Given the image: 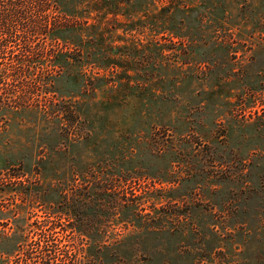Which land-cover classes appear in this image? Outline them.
Here are the masks:
<instances>
[{"label": "rangeland", "instance_id": "obj_1", "mask_svg": "<svg viewBox=\"0 0 264 264\" xmlns=\"http://www.w3.org/2000/svg\"><path fill=\"white\" fill-rule=\"evenodd\" d=\"M214 1L161 35L137 0H0V264H264V0ZM61 20L103 26L101 67L12 64Z\"/></svg>", "mask_w": 264, "mask_h": 264}, {"label": "trees", "instance_id": "obj_2", "mask_svg": "<svg viewBox=\"0 0 264 264\" xmlns=\"http://www.w3.org/2000/svg\"><path fill=\"white\" fill-rule=\"evenodd\" d=\"M66 1L69 2L72 0ZM208 1L210 2V0H137V21H139L141 26L148 25L146 28L154 34L163 35L165 32H169L172 27V35H181L179 34L180 27L185 19L186 21L188 19L189 21L194 20L196 23H199L200 20L205 22L216 20L218 14L211 11L202 12L200 14L201 18H197L198 6ZM220 1L221 0H216L212 3H218ZM102 2L114 7H127L131 3V0H93V3L96 5H101ZM242 2L245 3L247 0H242ZM218 6H222V4ZM193 11L196 12L195 17H193ZM229 14L231 16V13ZM229 14L223 16L229 18ZM176 16L179 17L178 20H176ZM255 18L257 20H264V14L260 15V13H257ZM13 27L12 23L6 20H0V32L4 33L5 38L8 39L13 36ZM27 27L29 32L33 34H45V36L51 38V40H56L58 42V47L52 49V53L49 55L50 58H48V60H46L44 54H40L37 59L28 58L31 57L35 51H39L40 53H43V51L45 52V43L40 46L36 45L34 42L26 44L23 50L27 58L12 59V64L25 66L28 72H31L30 69L34 66L42 68L43 65L48 63L47 61H49L53 67H60V69H62L64 66L73 65L74 60L81 58L101 67L100 65H102V62L106 59L102 50L104 41L103 26L100 24L89 23L87 21L69 22L61 20L49 22L47 24L34 23L27 25ZM92 35H94L95 38H92ZM4 50L11 52L13 56L16 55L14 53V46L11 43H5L0 46V52ZM42 56H44V58ZM137 63L139 67L140 64H142L140 60H138ZM40 79L45 83L51 80L50 78L48 79V76H43ZM41 257L43 260L41 264H50L54 255L51 249L43 248ZM31 260L32 257L28 256L26 264H32ZM78 262L79 259L75 257L72 258L68 264H76Z\"/></svg>", "mask_w": 264, "mask_h": 264}]
</instances>
